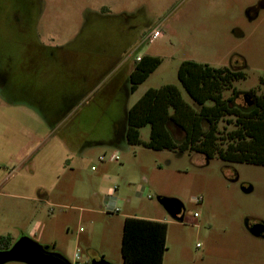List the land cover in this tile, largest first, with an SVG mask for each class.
I'll return each mask as SVG.
<instances>
[{
  "label": "rangeland",
  "instance_id": "rangeland-1",
  "mask_svg": "<svg viewBox=\"0 0 264 264\" xmlns=\"http://www.w3.org/2000/svg\"><path fill=\"white\" fill-rule=\"evenodd\" d=\"M154 28L163 36L152 43L144 41ZM128 30H132L128 45L120 49L125 50L111 45L110 55L149 54L161 58V64L136 91L123 97L97 86L82 95L77 107H105L100 120V115L121 111L118 104L126 111L148 88L166 83L177 85L187 99L176 75L183 60L242 70L245 78L234 82L237 91L264 94V0H0V74L12 77L9 84L0 80V89H23L18 83L25 73L19 72L23 56L41 57L50 67L54 57L82 55L84 49L90 56H100L107 46L104 38L113 42L115 35H128ZM24 41L30 46H22ZM10 98L21 113L0 103V175L13 165L15 174H26L27 187L50 186L67 152L60 133L82 111L65 115L61 121L65 124L56 130L34 127L21 115L24 109L33 114L21 103L22 92ZM235 102L244 104L241 96ZM98 113L93 111L92 119ZM148 136L149 127L141 128V139ZM115 152L118 159L111 160ZM24 154L29 160L21 171L18 164ZM72 157L75 195L62 197L56 186L47 203L28 202L24 214L16 213L12 198L7 201L9 211L0 202V235L13 242L30 237L71 263L78 252L82 264L100 260L123 264L124 218L161 217L167 226L162 264H264V237L248 230L249 225L264 223V166L206 160L200 154L152 150L127 141L118 148L94 147L82 158ZM158 196L180 200L182 218H172L157 202ZM197 197L202 200L194 203ZM56 201L63 204L56 206ZM28 204H35L36 210ZM36 211L42 214L34 216Z\"/></svg>",
  "mask_w": 264,
  "mask_h": 264
},
{
  "label": "trees",
  "instance_id": "trees-1",
  "mask_svg": "<svg viewBox=\"0 0 264 264\" xmlns=\"http://www.w3.org/2000/svg\"><path fill=\"white\" fill-rule=\"evenodd\" d=\"M160 64L161 58L142 54L128 75L130 92ZM176 75L187 99L173 83L148 88L126 112L127 143L264 166V94L251 90L255 100L248 108L235 102L240 92L234 82L245 78L244 72L183 60ZM145 126L149 127L146 141L140 137ZM166 231L165 222L125 217L120 245L123 264H162ZM12 243L10 236L0 235V250Z\"/></svg>",
  "mask_w": 264,
  "mask_h": 264
},
{
  "label": "crops",
  "instance_id": "crops-1",
  "mask_svg": "<svg viewBox=\"0 0 264 264\" xmlns=\"http://www.w3.org/2000/svg\"><path fill=\"white\" fill-rule=\"evenodd\" d=\"M24 24L25 23H22L23 26ZM128 31L129 34L125 36L121 34L115 35L116 38L113 42H111L110 39L105 40L106 38H104L103 42L105 44L103 43V45L107 46L105 47L106 50L104 54L100 56H90L85 53L86 49H84V54L82 55L68 54L54 57L53 62L47 60V62L53 63L51 67L43 65V63L46 62H43L41 57L23 56V66L19 67V72H21L22 69L25 73L22 71L24 74L18 80V83L23 86V89L19 88V91L11 87L0 89V103L6 105L5 107H8L12 112L15 111V108L18 109L17 113L20 114L21 110L15 103L17 101L10 98V95L15 92H18V94L22 92L24 101L21 103L31 108L33 114L27 113L24 109L21 115L31 120L34 127H42V125H44V127L47 128L53 127L55 130L65 124V122H61L65 115L71 113V116L72 112L77 110H81L82 112L79 118L74 119L73 122L71 121L69 125H66V132L60 133V138L64 140L67 146V152L63 155L58 170L55 171L53 184L49 186L48 184L39 183L34 185V187H27L25 180L26 174L24 172L15 174L14 171L17 169L12 165L10 170L6 168L7 170L0 175V202L2 207H5L9 211V204L7 201L9 198H12L13 201H16L14 204L16 213L24 214L28 202H35L37 200L39 203H47L51 198L50 192H52L56 186H58L59 190L58 195L62 197L68 195L74 196L75 192L72 188L74 179L72 176L76 172V169L71 163L73 154L82 158L89 153L91 148H118V146L123 145L124 141H126V112L128 109L125 111V108L123 107L121 109L118 104L116 107H119L122 112L116 110L111 111L107 115H100V117H102L100 120L99 114L105 112V107L102 104H87L84 107L83 105L77 106L81 96L89 95L91 90L96 86L100 90L101 87L103 90L105 89V93L109 91L113 97L118 95H122L123 97L130 93L129 83H126L128 75L137 61L136 58L142 54L133 57L130 55L131 52L129 54L124 52L125 56L123 58L122 53L110 55L108 52L111 45L119 46V50L123 48L125 44V46L128 45L126 40L130 36L132 30ZM82 41H85V39ZM86 41L87 43L90 42L88 38ZM22 46L28 47L30 45H28L27 41H24ZM125 48L120 51L122 52ZM8 57L11 58V56ZM11 63H13V60H11ZM27 63H29L28 66H26ZM120 70L123 71L122 76L119 74ZM1 74V80H5L6 84L12 81V77L9 73L4 74L2 72ZM4 96H6L7 99H5ZM96 110H98L99 113L93 115L94 118L92 119L91 113ZM34 112H36V114ZM83 112H85V114L88 112V115L83 114ZM36 115H38V117ZM39 117L43 118L44 124L41 123ZM28 160L27 154H24L18 164V170L23 171ZM63 183L66 186V193L62 195V189L65 188L62 185ZM108 191H112V188L109 187ZM33 192L36 194V197L32 195ZM54 203H56V206H61V204H63L60 202L57 203V201ZM31 205H33L34 209L36 208L35 204ZM31 205L28 204L30 207ZM41 214L42 213L39 211H36L34 216H40ZM126 217L137 216L132 215ZM138 218L165 222L161 217Z\"/></svg>",
  "mask_w": 264,
  "mask_h": 264
},
{
  "label": "water",
  "instance_id": "water-1",
  "mask_svg": "<svg viewBox=\"0 0 264 264\" xmlns=\"http://www.w3.org/2000/svg\"><path fill=\"white\" fill-rule=\"evenodd\" d=\"M156 199L172 218H182L184 206L180 200L160 196ZM248 230L254 236L262 235L264 237V223L262 222L248 227ZM7 262H21L25 264H72L61 254L48 251L46 247L27 236L18 238L8 249L0 250V264ZM91 264L110 263L100 260L99 262L92 261Z\"/></svg>",
  "mask_w": 264,
  "mask_h": 264
},
{
  "label": "built area",
  "instance_id": "built-area-1",
  "mask_svg": "<svg viewBox=\"0 0 264 264\" xmlns=\"http://www.w3.org/2000/svg\"><path fill=\"white\" fill-rule=\"evenodd\" d=\"M162 36H163L162 31L159 28H154L148 34H146V36L144 37V41H147L149 43H152L156 39L161 38ZM136 59L139 60L140 59V56H138ZM110 159L111 160H117L118 159V153L117 152L113 153L110 156ZM99 160L100 161H103L104 158L100 156L99 157ZM92 169H94V167H92ZM201 200H202V197H197L193 201H194V203H198V202H201ZM79 260H80V257H79V254L77 252V254L75 255V261L72 264H82Z\"/></svg>",
  "mask_w": 264,
  "mask_h": 264
},
{
  "label": "flooded vegetation",
  "instance_id": "flooded-vegetation-1",
  "mask_svg": "<svg viewBox=\"0 0 264 264\" xmlns=\"http://www.w3.org/2000/svg\"><path fill=\"white\" fill-rule=\"evenodd\" d=\"M252 11H254V8L252 7V8H250L249 10H248V14H251V12ZM230 69H233V70H237V69H235V68H230ZM0 76H2V74H0ZM0 80H1V78H0ZM246 94V96H244ZM242 97L243 98V100H244V106L245 107H251L253 104H254V100H255V94L254 93H251V91H249V92H244V93H242V92H240V94H238V96L237 97ZM258 223H260V222H258ZM255 224H257V223H254V224H252V225H249V227H251V226H253V225H255ZM262 236V235H261ZM261 236H259V237H261ZM263 237V236H262Z\"/></svg>",
  "mask_w": 264,
  "mask_h": 264
}]
</instances>
